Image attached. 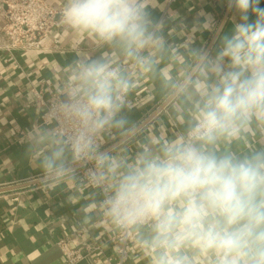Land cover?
<instances>
[{"label":"clouds","instance_id":"1","mask_svg":"<svg viewBox=\"0 0 264 264\" xmlns=\"http://www.w3.org/2000/svg\"><path fill=\"white\" fill-rule=\"evenodd\" d=\"M221 2L230 30L153 0H64L59 12L96 54L66 65L26 158L47 187L94 189L85 219L102 216L148 264H264V0ZM145 77L172 135L131 116Z\"/></svg>","mask_w":264,"mask_h":264},{"label":"crops","instance_id":"2","mask_svg":"<svg viewBox=\"0 0 264 264\" xmlns=\"http://www.w3.org/2000/svg\"><path fill=\"white\" fill-rule=\"evenodd\" d=\"M51 1V0H50ZM63 4L64 0H53ZM160 12L181 18L189 26L200 12L210 14L226 30L232 27V13L221 0H153ZM264 7V3L261 4ZM202 19V17H201ZM3 18L0 16V25ZM61 28H63L61 26ZM211 43V34H203ZM65 51L16 52L0 50V264H67L57 241L81 228L102 244L100 259L79 264H108L116 257L114 232L100 215L85 219L84 206L95 197L87 184L69 181L51 188L41 182V173L25 155L26 139L20 130L42 123L45 107L34 89L45 95L60 83L66 65L76 56L95 55L81 38L65 33ZM50 83V85H49ZM146 90L133 99L135 92ZM128 107L134 120L142 122L148 134L172 135L176 128L168 111L161 107L154 83L147 77L129 97ZM34 180V183H31ZM125 264H148L146 254L135 243Z\"/></svg>","mask_w":264,"mask_h":264},{"label":"built area","instance_id":"3","mask_svg":"<svg viewBox=\"0 0 264 264\" xmlns=\"http://www.w3.org/2000/svg\"><path fill=\"white\" fill-rule=\"evenodd\" d=\"M62 6L63 4L57 5L53 0H0V16L3 18L0 25V50L11 55L16 52L65 51L62 40L68 31L58 23ZM56 89L46 95L41 89L33 90L37 101L45 107L44 114ZM145 90L146 87L138 89L133 99H137ZM20 133L27 136L28 130L21 129ZM110 239L116 245V257L108 264H125L135 241L132 238L122 239L116 232L111 234ZM57 245L67 264H79L89 259L97 263L102 250L101 242L96 237L88 236L85 228L61 237Z\"/></svg>","mask_w":264,"mask_h":264},{"label":"water","instance_id":"4","mask_svg":"<svg viewBox=\"0 0 264 264\" xmlns=\"http://www.w3.org/2000/svg\"><path fill=\"white\" fill-rule=\"evenodd\" d=\"M32 183H34V182H31V183H29V184H32Z\"/></svg>","mask_w":264,"mask_h":264}]
</instances>
